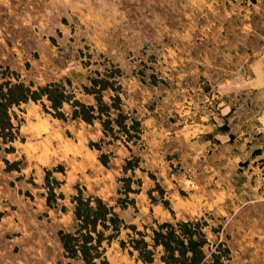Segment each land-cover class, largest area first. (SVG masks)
Segmentation results:
<instances>
[{
    "label": "rangeland",
    "instance_id": "obj_1",
    "mask_svg": "<svg viewBox=\"0 0 264 264\" xmlns=\"http://www.w3.org/2000/svg\"><path fill=\"white\" fill-rule=\"evenodd\" d=\"M261 51L264 9L253 11L250 21L237 2L201 11L183 0H0V84L17 75L35 87L64 82L92 103L83 94L85 78L74 77L73 69L87 66L93 79L111 72L126 114L142 132L135 143L122 133L112 142L99 123L71 120L68 106L67 122L40 103L15 107L17 141L0 139V264H83L64 256L58 237L73 227L71 196L86 188L116 205L126 198L128 178L139 192L130 194L127 209L117 208L127 224L150 232L146 226L155 221L202 220L206 250L221 264H264V181L251 177L248 161L228 165L218 152L197 153L189 145L195 101L202 99L196 89L219 95L221 86L240 83L252 60L244 54ZM186 98L192 104L183 110ZM127 162L135 174L124 171ZM47 171L62 185L56 193L66 196L56 208L46 203ZM127 234L138 238L124 230L119 240L128 242ZM130 250L115 241L107 249L109 263L145 264ZM160 256L152 264H163Z\"/></svg>",
    "mask_w": 264,
    "mask_h": 264
},
{
    "label": "trees",
    "instance_id": "obj_2",
    "mask_svg": "<svg viewBox=\"0 0 264 264\" xmlns=\"http://www.w3.org/2000/svg\"><path fill=\"white\" fill-rule=\"evenodd\" d=\"M98 77L91 80L92 86H83V92L92 95L96 104L89 105L77 98L76 94L69 92L64 82H53L45 86L35 87L34 84L27 85L21 81L19 75L5 80L0 84V139L4 145H12L17 141L20 126L14 123L16 114L15 107L22 104L34 102L40 103L44 110L54 118L67 122L65 108H70V118L73 121H81L87 125L94 126L99 123L105 138L118 141L119 133L126 137L127 143H135L141 138V123L126 114L121 96L122 88L115 80L111 72L106 75L97 74ZM68 86L72 87L70 79L66 80ZM113 92L110 101L105 100V93ZM14 149V148H12ZM100 161L108 167V156L102 154ZM138 162V159H136ZM131 162H127L124 171H132ZM131 178L125 180V199H119L116 205H111L102 197L87 194L86 188H77V193L71 196L73 227L69 231L60 230L59 241L62 245L64 256L67 259L79 261L83 264H110L107 258V249L115 241H118L123 250L130 245V254L138 253V259L145 264L156 261V253L161 254L159 260L163 264H221L218 254L207 252L210 245L205 232L206 222L176 221L158 222L152 226H146L150 232L138 230L136 225H129L121 217L117 208L127 209L126 201L131 193H138L130 186ZM61 183L52 178V172L47 171L45 177V188L47 189L46 203L49 208H56L54 203L58 199L65 200L63 193L57 194L56 190L61 188ZM120 192V191H119ZM152 197V195H151ZM154 199V198H152ZM58 205V204H56ZM68 209L63 206L61 211ZM124 230H132L138 237H129L128 242L119 240Z\"/></svg>",
    "mask_w": 264,
    "mask_h": 264
},
{
    "label": "crops",
    "instance_id": "obj_3",
    "mask_svg": "<svg viewBox=\"0 0 264 264\" xmlns=\"http://www.w3.org/2000/svg\"><path fill=\"white\" fill-rule=\"evenodd\" d=\"M183 2H188L201 11L210 7L216 8L221 4L234 6L236 2L242 3L244 16L250 21L253 11L260 9L262 12L264 9V0H183ZM249 26H251V22ZM244 40L246 44L248 38ZM249 40L251 41V38ZM244 55L252 60L247 59L250 61L247 69L248 74L240 83L234 86H228V84L221 86L218 91L219 95L215 90H209L206 86L196 89L197 96L199 98L201 96L202 99L195 101L194 114L196 118L195 122L191 124H194L193 130L196 131V134L190 138L189 145L197 153L209 151L212 155H217L216 152H218L220 158L227 159L228 165L231 163L235 165L239 161L244 163L248 161L247 171L252 170V172L250 171L251 177L256 176L255 180L263 183L264 53L261 51L253 58L250 57L251 54L245 53ZM87 69V66L79 65L73 69L72 74L74 77H84L87 83H84L83 86L91 87L92 78L87 75ZM184 91L189 90L183 89ZM83 94L93 100L92 103L86 104H96L94 96L84 92ZM188 99L183 100V110L191 108L189 105L192 103L188 102ZM187 112L185 111V113ZM191 127L190 125L183 127V135H187V130Z\"/></svg>",
    "mask_w": 264,
    "mask_h": 264
}]
</instances>
